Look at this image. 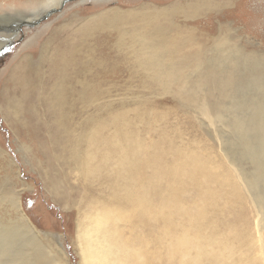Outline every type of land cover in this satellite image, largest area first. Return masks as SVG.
<instances>
[{
	"label": "bare ground",
	"instance_id": "1",
	"mask_svg": "<svg viewBox=\"0 0 264 264\" xmlns=\"http://www.w3.org/2000/svg\"><path fill=\"white\" fill-rule=\"evenodd\" d=\"M61 1L1 12L0 49L26 16ZM186 2L74 14L11 67L5 84L12 95L19 85L20 100L9 92L2 114L39 145L33 162L67 228L73 219L77 264H264V48L225 26L214 36L177 23L212 1ZM116 75L118 86L108 79ZM160 95L188 102L187 125L212 145L168 123L148 101ZM13 173L20 188L0 198V264H71L25 216L27 184Z\"/></svg>",
	"mask_w": 264,
	"mask_h": 264
},
{
	"label": "rangeland",
	"instance_id": "2",
	"mask_svg": "<svg viewBox=\"0 0 264 264\" xmlns=\"http://www.w3.org/2000/svg\"><path fill=\"white\" fill-rule=\"evenodd\" d=\"M43 1L44 0H0V13L11 11L31 13L37 11L41 7V4L39 3H42ZM178 1H180L182 5H186V1H191L195 3L196 6H201L202 2H204V0H110L105 4H101V2L97 3L93 0H63L57 8L54 7L50 9L51 11L48 12V14L44 13L40 15L38 12L35 15L38 17L35 19L26 16L25 19L27 20L23 21V23L21 22L20 25L17 26L16 33L18 36L7 42V44L5 43V45L0 49V198H4L10 194L12 189L17 190L20 188L19 182L16 180L13 173V171L17 169L18 178L20 179L19 181L24 185L27 184L25 185L27 189H24L21 194V205L26 214L25 216L40 232V235L41 233H48L53 235L56 240H59L61 245L63 244V249L68 255L70 260L69 262L71 264H77L78 261L71 249L72 245L70 244L73 236V219H70L72 224H70V227L67 228L65 226L67 214L64 210L62 211V209H60V206L52 202L50 195L47 193V190L40 179V174L33 162L34 157L42 159V156L37 151L39 145L34 140L29 142L27 139L23 140L22 136L18 138L2 114L1 106L7 104L9 92L12 99L17 101L20 100L19 85H16V95H12L14 86L12 84L10 86L6 85L5 82L8 77L13 76L12 74L14 70H12V68L17 65V61L20 56L32 52L36 45H41L40 43L46 40L45 36H47L53 27L59 28L60 24L65 25L67 22L71 21V17L74 14L77 18H87L88 16L97 14L98 12L100 13L117 7L118 9L121 8L120 10L126 11L130 8L132 9L138 7L139 9L145 5H151V7L155 6L160 9H168L171 6H175ZM205 1L212 2L209 6L200 9L201 12L198 11V14L195 13L192 16L187 15L186 13L185 15L183 13H181V15L178 13L179 15H175V18H178H174V20L186 27L191 26L190 28L194 29L198 33L205 32L208 27H213L214 36L218 34V27L221 26L227 27L228 34H233L237 39L239 35H243L245 33L251 34L252 36L250 37L260 44V48H264V0ZM74 19L75 18H72V20ZM76 24H78V21ZM0 27L3 28L1 24ZM72 27L75 28L76 26ZM94 35L95 40L97 39L99 44L106 40L104 36H101L98 33H95ZM20 75L21 73L19 74V78ZM108 79L112 80L113 83L118 86L117 75ZM29 96L31 97V94H29ZM31 98L34 99L33 97ZM213 100L214 98L211 97L210 102H214ZM148 101H152L154 106L157 105V109H161L166 112V117L168 116L166 121L168 123L174 124L178 122L181 130H185L183 132H185L187 137L195 138L199 141H205L201 142V146H203V143L205 145L207 143L212 145V143L209 142V138L206 137L204 130L198 129L197 127L191 128L187 125L186 120H188L187 117H189L188 115L191 114L192 110L187 105L188 102L181 105L183 106V109L170 95H160L159 98L149 99ZM37 108L40 110L39 107ZM181 109L185 111L186 115L181 113ZM219 126L220 124L218 123L216 125L218 131L221 129ZM204 128L206 129V126H204ZM166 130H168L167 127ZM220 138L222 139V137ZM24 144H26L25 146L29 145L32 149L31 152L33 153L26 152L23 148ZM236 152L237 151L233 147L229 150V153ZM59 154L60 152L58 155ZM243 156L244 158H247L244 153ZM50 166L51 168L56 166L54 160L50 161ZM58 178L59 175L57 180ZM260 189L262 190V188ZM2 207L3 203L0 205V215L4 214L3 210L5 209H1Z\"/></svg>",
	"mask_w": 264,
	"mask_h": 264
}]
</instances>
